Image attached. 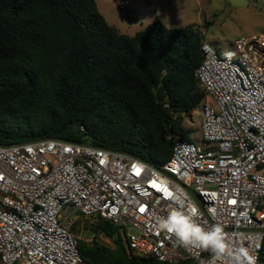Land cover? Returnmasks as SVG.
<instances>
[{"label":"built area","instance_id":"obj_1","mask_svg":"<svg viewBox=\"0 0 264 264\" xmlns=\"http://www.w3.org/2000/svg\"><path fill=\"white\" fill-rule=\"evenodd\" d=\"M235 49L233 58L203 43L202 143L170 134L172 154L159 167L61 138L0 144L1 262L82 264L71 229L79 215L115 224L132 254L199 264V252L207 262L210 253L186 251L155 230L180 201L264 264V33L238 38Z\"/></svg>","mask_w":264,"mask_h":264},{"label":"trees","instance_id":"obj_2","mask_svg":"<svg viewBox=\"0 0 264 264\" xmlns=\"http://www.w3.org/2000/svg\"><path fill=\"white\" fill-rule=\"evenodd\" d=\"M203 43L194 25L158 19L123 34L96 0H0V144L61 138L159 167L170 134L190 139L184 116L205 98ZM96 230L114 247L78 240L82 264H174L132 254L110 221L98 218Z\"/></svg>","mask_w":264,"mask_h":264},{"label":"rangeland","instance_id":"obj_3","mask_svg":"<svg viewBox=\"0 0 264 264\" xmlns=\"http://www.w3.org/2000/svg\"><path fill=\"white\" fill-rule=\"evenodd\" d=\"M248 8L233 6L229 0H96L99 11L121 33L134 35L152 21L161 20L167 27L194 25L223 56L237 57L235 41L240 37L264 33V0H245ZM202 105L184 116V129L191 141L202 143ZM76 217L72 231L77 240L114 247L112 239L96 227V221ZM93 225L92 227L90 226ZM86 226V228H85ZM0 264H3L0 260Z\"/></svg>","mask_w":264,"mask_h":264},{"label":"clouds","instance_id":"obj_4","mask_svg":"<svg viewBox=\"0 0 264 264\" xmlns=\"http://www.w3.org/2000/svg\"><path fill=\"white\" fill-rule=\"evenodd\" d=\"M198 217L195 205L185 211L182 203L177 201V206L166 216L157 218L155 230L174 236L177 246L186 251L195 249L210 253L206 262L199 259L197 252L199 264H257L258 257L248 247L236 245L220 223L206 227Z\"/></svg>","mask_w":264,"mask_h":264},{"label":"water","instance_id":"obj_5","mask_svg":"<svg viewBox=\"0 0 264 264\" xmlns=\"http://www.w3.org/2000/svg\"><path fill=\"white\" fill-rule=\"evenodd\" d=\"M230 1V3L233 5V6H238V7H245V8H248V6H247V2L245 1V0H229ZM163 88H165V86H162L161 88H160V90L161 89H163ZM159 90V91H160ZM159 93V92H158ZM165 100V96L164 97H161V96H158V101L159 102H163Z\"/></svg>","mask_w":264,"mask_h":264},{"label":"snow or ice","instance_id":"obj_6","mask_svg":"<svg viewBox=\"0 0 264 264\" xmlns=\"http://www.w3.org/2000/svg\"><path fill=\"white\" fill-rule=\"evenodd\" d=\"M233 203H234V201H233ZM141 211H143V208L141 209Z\"/></svg>","mask_w":264,"mask_h":264}]
</instances>
